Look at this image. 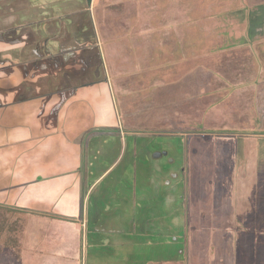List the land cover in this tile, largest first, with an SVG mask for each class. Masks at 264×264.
Listing matches in <instances>:
<instances>
[{
  "label": "rangeland",
  "instance_id": "obj_1",
  "mask_svg": "<svg viewBox=\"0 0 264 264\" xmlns=\"http://www.w3.org/2000/svg\"><path fill=\"white\" fill-rule=\"evenodd\" d=\"M41 1L26 3L49 8L42 24H66L64 30L43 27L45 48L54 47L46 60L71 54L73 64L86 66L82 72L91 71L89 76L73 68L77 76L67 82H83L74 88L75 98L85 89L109 99L107 113L121 138L105 149L93 166L96 173L89 174V160L80 159L86 190L95 174L116 165L114 155L121 151L119 166L86 198L89 224L77 219L95 239L99 223L105 230L100 234L112 236L104 244L93 240L92 259L103 258L105 250L106 264H264V0ZM253 48L262 63L252 57L245 62ZM248 67L249 90L241 93L240 74ZM59 72H52L54 79ZM60 91L42 85L41 103L54 108L51 114L65 102ZM77 116L75 133L86 123L83 113ZM100 125L78 134L79 144L105 136L110 128ZM134 138L146 143V152L131 145ZM73 151L75 157L82 153L76 146ZM116 177L123 193L111 181ZM137 190L149 191V199H133ZM57 192L46 185L42 195L57 199ZM102 195L110 196L104 208L96 206ZM163 197L170 198L171 209L162 207ZM33 206L27 205L26 223L33 239L43 238L44 230L46 239L35 241L23 264H88L86 230L53 239V230H40L35 220L48 209ZM11 259L0 254V264Z\"/></svg>",
  "mask_w": 264,
  "mask_h": 264
},
{
  "label": "crops",
  "instance_id": "obj_2",
  "mask_svg": "<svg viewBox=\"0 0 264 264\" xmlns=\"http://www.w3.org/2000/svg\"><path fill=\"white\" fill-rule=\"evenodd\" d=\"M26 2L27 0H0V79L2 82V86H0V205L6 207L10 213H15L16 215L14 214V216L22 220V227L18 232L17 246L5 245L3 241L5 237H3L0 239V254L11 257L10 264L12 262L23 264L26 256L29 255L27 253L31 252V247L37 246L35 241L42 239V244L45 242V230L43 238L33 239V232L26 223L27 220L24 215L28 214L27 205L29 206L31 203L34 205L33 207L41 205V208L48 209V213L44 214L46 216L40 214L38 215L39 217H35V220L39 221L37 225L40 230L49 226L53 230V239L55 234H59V240L65 237L63 235L64 231L68 232L73 229L76 230L75 233L78 235L77 233H83V230H86V236L89 238L90 243L88 264H106L105 256L108 253L106 254L105 250L101 251L104 259L98 256H96L98 260L92 259V254L94 253L92 249L95 246L93 240H101L104 244V240L108 242L112 236L105 237V235L100 234L105 233V230L100 228L99 222L101 221L96 222V224L99 223L97 225L99 234L96 236L98 239H95L96 234H93V230L89 229V232H87L88 226L83 227V224H89V209L85 204L89 193L97 185L102 184L111 173V169L119 166L121 151L114 155L116 165L103 169L98 175L95 174L98 177L91 181L89 188L86 190L82 189V174L80 173L81 169L79 170L83 153L80 154L78 152L75 157L72 152H74L75 146L81 148L78 134H87L91 129H99L100 124L104 127L115 128V125L112 124L114 121L111 119V115L109 116L107 113L111 110L109 99L102 96V94L100 95L97 91L95 94L93 93L94 95H91L89 94L90 91L85 89V91L83 90L80 93V98L74 97V88L79 85L82 86L83 82L79 84L74 82L73 85L67 82L77 76V73H75L77 70H73V68L79 67L78 74L87 73L89 76L91 71L82 72L86 66L84 67V64H73L74 61L71 54L60 53L59 57L53 60H46L50 55L52 56L54 47L48 44L47 46L51 48H45L46 45L42 42V31L43 27L51 24V22L46 21L45 24H42L45 19H42L41 10L35 8L34 5L28 7ZM70 11L68 13L73 14ZM51 25L55 27L61 26L59 24ZM64 25L66 24L60 27L62 30L65 29ZM36 26H40V29H36ZM59 36L61 42L65 43L64 41L67 39L62 36L61 32ZM71 37L72 40L74 36ZM260 41H264V37ZM248 53L249 57L245 62L249 63L252 57L255 64H258L259 61L262 63V59L260 60V57L256 55L254 48L250 49ZM251 68H255V65H251ZM58 70L60 72L55 74L57 77L54 79L52 72ZM249 70L250 67L246 69L245 74H240V76H244L241 82L244 84L242 89H240L242 90L241 93H244L243 89L249 90V87L245 85V81L248 79H246L245 75L249 74ZM43 79L46 81L42 82ZM43 84L58 87V90H61V97L65 101L59 107H56V111L53 114H51L53 107L49 104L41 103ZM43 111H46L44 116ZM60 111H65L66 113L59 115ZM77 112L83 113V117H86V123L85 126L80 127V130L75 133L72 131H75L78 126ZM105 116H108V120L104 118ZM139 139L135 142L134 138L133 143H130L132 146L145 151L142 145H147L144 142H140ZM119 141H121V138L116 136L115 133H106L101 138L84 140V158L89 160L87 169L89 174L96 171L92 169L93 166L97 165L99 159L105 158L107 153L105 149L113 148V146L118 145ZM72 144H75V146ZM120 145L121 150L122 144L120 143ZM172 149L173 147L169 151H172ZM145 152H139L138 154L146 155ZM147 154H149V151ZM52 168L55 170H52ZM31 171H33L32 175L27 176ZM37 176L39 181L36 178ZM111 181H114V185H118L119 187H117L123 193L117 177ZM46 185H50V189L58 191L57 199L50 198L46 194L42 195L43 188ZM147 187H149V184ZM116 191L118 190L116 189ZM83 192V201L80 204L78 201ZM33 193L37 196L34 197ZM46 193H50V191L48 190ZM122 193L121 195L123 196ZM137 193L138 195H135L131 192L133 199L135 198L137 201H147L146 199H149L147 197L149 191L141 194L137 190ZM108 197L102 195L100 200L96 199L98 201L96 206L104 208L109 203L105 201V198ZM96 198L98 197L96 196ZM21 201L24 203H21ZM160 201L163 202L161 203L163 208L168 207L171 209V206H169L170 198L163 197ZM74 202H77V205ZM94 211L91 208V216ZM149 211L145 215L149 216ZM96 213L99 215L98 212ZM78 218H81L83 222L81 226L78 224ZM40 236H42V233ZM107 238L109 239L107 240ZM148 245L149 243H147L146 248L149 249ZM5 261L3 264H7L8 261ZM116 264H122L121 259Z\"/></svg>",
  "mask_w": 264,
  "mask_h": 264
},
{
  "label": "trees",
  "instance_id": "obj_3",
  "mask_svg": "<svg viewBox=\"0 0 264 264\" xmlns=\"http://www.w3.org/2000/svg\"><path fill=\"white\" fill-rule=\"evenodd\" d=\"M40 3L42 4L41 0H40ZM47 11L50 12L49 8H47V10L46 9H43V11L41 10L42 14L43 12L47 14L48 13ZM107 133H115V130L113 128H110V130ZM79 146H81V150L83 153L81 160H83L84 159V145L79 144ZM19 219L20 218L15 217L14 214L10 213V211L6 207L0 206V239L5 237V239L3 240L5 245L17 246L18 232L20 231L22 227V224H21L22 220H19Z\"/></svg>",
  "mask_w": 264,
  "mask_h": 264
}]
</instances>
